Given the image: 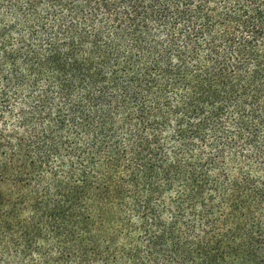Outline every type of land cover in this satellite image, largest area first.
<instances>
[{
	"label": "trees",
	"instance_id": "trees-1",
	"mask_svg": "<svg viewBox=\"0 0 264 264\" xmlns=\"http://www.w3.org/2000/svg\"><path fill=\"white\" fill-rule=\"evenodd\" d=\"M0 264H264V0H0Z\"/></svg>",
	"mask_w": 264,
	"mask_h": 264
}]
</instances>
